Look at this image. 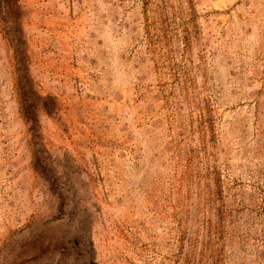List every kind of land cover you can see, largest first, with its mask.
I'll use <instances>...</instances> for the list:
<instances>
[{
  "label": "rangeland",
  "instance_id": "1",
  "mask_svg": "<svg viewBox=\"0 0 264 264\" xmlns=\"http://www.w3.org/2000/svg\"><path fill=\"white\" fill-rule=\"evenodd\" d=\"M18 7L0 264H264V0Z\"/></svg>",
  "mask_w": 264,
  "mask_h": 264
},
{
  "label": "trees",
  "instance_id": "2",
  "mask_svg": "<svg viewBox=\"0 0 264 264\" xmlns=\"http://www.w3.org/2000/svg\"><path fill=\"white\" fill-rule=\"evenodd\" d=\"M19 13L18 0H0V14L5 15L2 21L8 25L9 29H7L6 34L11 37V42L16 40V35L12 31L14 28L17 29V24L20 19Z\"/></svg>",
  "mask_w": 264,
  "mask_h": 264
}]
</instances>
